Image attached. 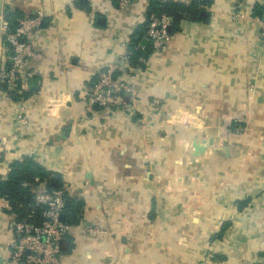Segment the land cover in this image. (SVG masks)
Segmentation results:
<instances>
[{
  "label": "crops",
  "instance_id": "obj_1",
  "mask_svg": "<svg viewBox=\"0 0 264 264\" xmlns=\"http://www.w3.org/2000/svg\"><path fill=\"white\" fill-rule=\"evenodd\" d=\"M149 3L121 10L114 0H0V14L43 10L32 37L39 57L29 65L37 87L28 81L4 95L0 77V176L31 158L84 203L60 243L61 264H264L263 1L210 0L206 16L183 20L165 48L139 65L121 63L116 78L139 93L133 113L86 111L89 87L124 55L121 43L147 47L136 34ZM7 58L1 50V75ZM62 92L67 98H52ZM65 101L71 108L62 111ZM47 103L60 112L54 118L42 111ZM210 138L192 157L191 143ZM155 178L163 187L151 196ZM8 210L0 199V264L16 239Z\"/></svg>",
  "mask_w": 264,
  "mask_h": 264
},
{
  "label": "built area",
  "instance_id": "obj_2",
  "mask_svg": "<svg viewBox=\"0 0 264 264\" xmlns=\"http://www.w3.org/2000/svg\"><path fill=\"white\" fill-rule=\"evenodd\" d=\"M114 1L119 9L124 10L133 0ZM262 1L264 5V0ZM182 2L188 4L189 0H182ZM42 18L43 10L39 9L35 16L20 19L17 28L9 32L3 14H0V51L6 50L8 56V67L2 75L0 74L7 91L3 93L4 95L21 93V89L25 88L27 82L35 77V72L29 69V65L39 55L34 51L32 37L40 27ZM171 21V18L166 15H150L145 38L152 50L158 51L167 45ZM259 26L260 41L264 44V23L259 22ZM121 47L125 51L124 55L108 62L103 70L97 73L95 83L89 87L84 105L86 111L92 109H120L130 113L135 111L139 93L126 82L116 78L121 69V63L128 62V44L122 42ZM58 64L63 68V64ZM62 72L60 71L61 74ZM64 96L67 98L68 95L62 92L52 98L58 100ZM68 103L70 101L64 102L62 111L70 110ZM47 105L48 103L42 109L46 116L54 118V113H60L58 110H53L54 107L51 104L48 105L51 107ZM17 119L23 126H28V120L22 113L17 116ZM35 182L38 183L39 180L35 179ZM34 200L36 205L45 208L42 221L39 225L16 221L9 224L16 239L6 264H61L60 243L70 227L60 220L65 209L64 191H47L43 188L35 193ZM81 232H86V229L82 228ZM90 232L97 234L101 231L94 229Z\"/></svg>",
  "mask_w": 264,
  "mask_h": 264
},
{
  "label": "trees",
  "instance_id": "obj_3",
  "mask_svg": "<svg viewBox=\"0 0 264 264\" xmlns=\"http://www.w3.org/2000/svg\"><path fill=\"white\" fill-rule=\"evenodd\" d=\"M209 4L210 0H189L188 4H184L182 0L162 2L150 0L147 19L150 15L170 17L172 21L169 34H174L179 30L183 20L201 21L204 18L201 13L204 7ZM258 15L262 16L259 9ZM24 17L27 16L16 8L5 7L3 10V19L7 23L9 32H13L18 26V21ZM147 25L148 20L140 27L141 30L136 34L137 37L145 36ZM131 42L128 46V59L133 65H139L141 59H145L151 53L152 48L149 44L147 47H141L135 39H132ZM8 169L4 179L0 176V199H4L8 203L7 214L13 217L16 222L39 225L45 208L36 205L35 193L42 190L40 187L43 183L47 191L63 190L60 182L58 183V175L45 170L31 158H23L21 161L14 160L9 164ZM35 179H38L39 182H35ZM64 198L70 203L67 207L65 206L63 212L64 224L67 226L78 225L84 203L80 200L70 199L66 192H64Z\"/></svg>",
  "mask_w": 264,
  "mask_h": 264
},
{
  "label": "water",
  "instance_id": "obj_4",
  "mask_svg": "<svg viewBox=\"0 0 264 264\" xmlns=\"http://www.w3.org/2000/svg\"><path fill=\"white\" fill-rule=\"evenodd\" d=\"M201 15L203 17L206 16V13L205 12H202ZM170 30V28H169ZM37 87V79L35 78H31L29 80V88H36ZM66 130H69V127H67L65 129V133L67 132ZM66 134L63 135V138L65 137ZM213 139L210 138L208 139L207 141H200L198 142L197 140H194L192 143H191V148L193 149V152H192V157L194 158H200L202 156V154L204 153L205 149L212 146L213 145ZM222 147L224 149V152L227 154V147H228V142L227 141H224L222 143ZM69 201L68 200H65V206L67 207L69 205ZM60 220L63 222L64 221V214H61L60 216Z\"/></svg>",
  "mask_w": 264,
  "mask_h": 264
},
{
  "label": "rangeland",
  "instance_id": "obj_5",
  "mask_svg": "<svg viewBox=\"0 0 264 264\" xmlns=\"http://www.w3.org/2000/svg\"><path fill=\"white\" fill-rule=\"evenodd\" d=\"M168 43H169V41H168ZM166 47V46H165ZM164 47V48H165ZM138 104V103H137ZM177 114V113H176ZM173 114H171V116H172ZM171 116H168V118H166L167 119V121L165 120V122L166 123H169V124H172V125H175V124H177L176 122H179V120L181 119V120H183V118L181 117V115L178 117V120H172V121H170L169 120V118L171 117ZM163 121V120H162ZM181 122V121H180ZM182 124H185V123H181V125ZM186 124H190L191 125V118H188V123H186ZM183 126V125H182ZM222 136H223V138L225 139V140H230L232 137H233V135L230 133V131H225V132H223V134H222ZM209 148V147H208ZM157 181H159L158 183H157ZM161 181L160 180H158L157 178H155L154 180H153V183H152V187L149 189V194L151 195V196H154L155 194H154V192H155V190H157V187H159V188H162L163 187V185L160 183ZM186 214V213H185ZM150 239V238H149Z\"/></svg>",
  "mask_w": 264,
  "mask_h": 264
}]
</instances>
